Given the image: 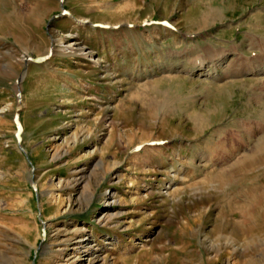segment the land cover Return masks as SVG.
Listing matches in <instances>:
<instances>
[{
    "label": "rangeland",
    "instance_id": "374dc122",
    "mask_svg": "<svg viewBox=\"0 0 264 264\" xmlns=\"http://www.w3.org/2000/svg\"><path fill=\"white\" fill-rule=\"evenodd\" d=\"M257 69L264 0H0V264H264Z\"/></svg>",
    "mask_w": 264,
    "mask_h": 264
},
{
    "label": "bare ground",
    "instance_id": "6f19581e",
    "mask_svg": "<svg viewBox=\"0 0 264 264\" xmlns=\"http://www.w3.org/2000/svg\"><path fill=\"white\" fill-rule=\"evenodd\" d=\"M63 50L65 51V52H69V51H72V52H74V54H81V55H83V56H88L87 55V53H85L83 50H82V48H79V47H77L76 45H74V44H70L69 46H67V47H63ZM73 54V55H74ZM251 62V61H250ZM250 65V64H249ZM199 67H204V63H199ZM253 68V67H252ZM238 73V72H237ZM226 74H227V72H226ZM22 79V78H21ZM21 82V81H20Z\"/></svg>",
    "mask_w": 264,
    "mask_h": 264
},
{
    "label": "water",
    "instance_id": "95a60500",
    "mask_svg": "<svg viewBox=\"0 0 264 264\" xmlns=\"http://www.w3.org/2000/svg\"><path fill=\"white\" fill-rule=\"evenodd\" d=\"M32 63H37L38 61L35 60L34 58L30 60Z\"/></svg>",
    "mask_w": 264,
    "mask_h": 264
}]
</instances>
